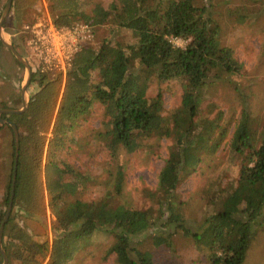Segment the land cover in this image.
<instances>
[{"label": "trees", "instance_id": "1", "mask_svg": "<svg viewBox=\"0 0 264 264\" xmlns=\"http://www.w3.org/2000/svg\"><path fill=\"white\" fill-rule=\"evenodd\" d=\"M39 1L13 0L18 29ZM45 1L57 27L86 23L94 38L100 28L108 33L97 48L83 46L65 74L36 70L31 84L38 87L28 110L2 116L17 125L20 136L13 210L2 240L9 260L70 264L92 237L103 234L112 239L107 255H114L116 264H155L152 251L141 246L148 241L152 247L172 249L173 237L182 235L193 240L206 264H244L255 233L264 228V116H253L252 88L245 87L248 71L235 49L222 42L221 26L210 11L213 0ZM239 19L245 20L243 15ZM176 39L185 44L176 45ZM4 47L0 40V53ZM172 81L181 84L182 97L179 106L167 112L163 92L152 95L150 86ZM216 86L228 88L240 110L232 108L227 115L213 101ZM97 105L102 108L100 125L83 133ZM232 125V162L239 165L238 175L228 184H222L221 177L211 182L203 196L205 212L196 225L184 213L177 189L206 156L222 148ZM88 134L106 164L114 165L104 182L61 158L71 143L89 145ZM164 142L167 157L156 190L144 189L150 206L120 202L125 156L141 151L145 143L154 153ZM13 151L6 208L15 140ZM103 184L109 189L101 197L83 198L90 187ZM47 210L54 217L52 244L17 220L19 212L25 220H45ZM148 231H153L149 239L137 242Z\"/></svg>", "mask_w": 264, "mask_h": 264}, {"label": "rangeland", "instance_id": "2", "mask_svg": "<svg viewBox=\"0 0 264 264\" xmlns=\"http://www.w3.org/2000/svg\"><path fill=\"white\" fill-rule=\"evenodd\" d=\"M8 0H0V17L5 9ZM97 2H109L110 0H95ZM211 14L221 26V39L224 45L235 49L238 59L245 64L248 71L245 87L252 88L249 93L250 107L254 112V117L264 116V0H213ZM21 28L16 27L13 14L10 13L4 26L5 39L17 47L16 50L25 57L31 65L34 73L39 64L26 45L24 26L33 20L51 18L48 10V4L45 0H40L34 9L27 12ZM244 16L245 20L239 21V17ZM108 30L100 28L97 30L91 46H99L102 35H106ZM183 46V41L175 43ZM23 66V65H22ZM27 80V71L21 67L11 51L4 47L0 53V118L5 115L1 111L5 108L19 110L22 108L21 93ZM36 83L30 84L27 89L28 99L37 90ZM161 90L164 95L165 110L167 112L179 106L182 97V86L176 81L158 84L154 82L150 86V93L155 95ZM213 101L221 106L227 115H231L232 108H240L235 101V96L225 86H216L214 88ZM251 91V90H250ZM210 98V97H209ZM212 98L209 99V101ZM18 101H20L18 103ZM19 108V109H16ZM238 110V111H239ZM102 108L98 105L94 107V119L86 123L82 129L86 133L89 127L98 128L100 125ZM233 114V113H232ZM0 128V216L6 215L8 207L4 204V198L7 194V185L13 162V141L15 140L13 130L7 123H1ZM232 130L223 144L222 148L213 155L206 156V160L200 165L198 170L189 176L177 189L181 201L185 202L184 213L190 218L191 222L198 225L201 222L203 214V196L206 190L211 186V182L216 177L222 178V184H228L234 181L238 175L239 165L232 162L233 151L231 141L234 132ZM79 133V134H78ZM77 133L80 136L82 133ZM92 133V132H91ZM90 134V133H89ZM87 136L85 142L90 144L85 148H79L76 144L71 143L67 146L61 155L66 163L71 164L81 172L90 173L92 177H98L104 182L109 176L110 170L114 165L106 164L107 160L103 153H99L97 146L93 145L91 136ZM51 134H48L50 138ZM83 141V140H82ZM81 141V143H82ZM155 149L154 153L149 152L151 144L145 143L141 151L126 155L123 162L126 168V184L124 194L120 202L127 203L139 208L150 206L151 201L144 194V189L156 190L158 176L164 166L167 157L166 146ZM169 145V143H168ZM69 149V150H68ZM113 171V170H112ZM102 186V187H101ZM94 185L83 195L85 199H97L101 197L109 186L103 184ZM48 194L46 193L45 204L47 207ZM12 214V213H11ZM24 213L19 212L17 220L33 235L40 236L42 240H48L52 244L54 234L51 230L54 217L50 210H47L45 220H25ZM193 223V225H194ZM9 232V230L7 231ZM166 232V231H165ZM164 232V233H165ZM153 231H148L137 238V242L149 239ZM167 234V233H166ZM165 235V234H164ZM110 236L97 234L92 237L90 243L81 250L70 262V264H116L114 255H107L111 245ZM148 241L141 247L150 250L154 256L155 264H206L202 254L196 249L191 238H185L182 235L173 237L172 249L166 247H152ZM9 264H17L14 260H9ZM244 264H264V228L259 229L251 242L248 255Z\"/></svg>", "mask_w": 264, "mask_h": 264}, {"label": "built area", "instance_id": "3", "mask_svg": "<svg viewBox=\"0 0 264 264\" xmlns=\"http://www.w3.org/2000/svg\"><path fill=\"white\" fill-rule=\"evenodd\" d=\"M24 32L28 35L26 45L39 64L37 71L44 74H65L83 46L94 40L93 28L89 24L60 28L50 17L26 24ZM181 41L176 39L174 43Z\"/></svg>", "mask_w": 264, "mask_h": 264}, {"label": "water", "instance_id": "4", "mask_svg": "<svg viewBox=\"0 0 264 264\" xmlns=\"http://www.w3.org/2000/svg\"><path fill=\"white\" fill-rule=\"evenodd\" d=\"M12 6H13V0H8L5 6V9L0 17V40L2 41V43L4 44V46L6 48H8L11 53L13 54V56L16 58V60L24 66V68L27 71V80H26V84L25 86H23L22 88V93H21V99H22V108L19 110H14V109H10V108H5L1 111V113H5V114H22L24 112H26L28 110V106H29V99L27 97V89L29 87V85L31 84V79L33 76V69L31 67V65L28 63V61L25 59L24 56H22L17 50L16 48L13 46L12 43L8 42L5 39V32H4V23L6 21V19L9 17L11 10H12ZM0 122L1 123H7L9 126H11L13 133H14V137H15V145H16V153H15V165H14V172H13V184H12V189H11V195H10V203H9V207L8 210L6 212V215L4 217V220L1 223L0 226V253L3 256V264H9V258L7 253L5 252L4 248H3V235H4V230H5V226L7 224V222L10 219L12 210H13V203H14V197H15V190H16V178H17V168H18V159H19V140H20V136H19V131L17 128V125L14 122L8 121V120H3L0 118Z\"/></svg>", "mask_w": 264, "mask_h": 264}]
</instances>
